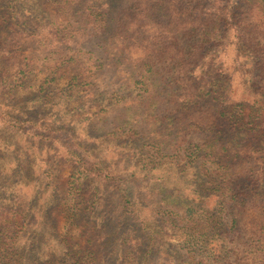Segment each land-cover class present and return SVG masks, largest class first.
I'll list each match as a JSON object with an SVG mask.
<instances>
[{
	"label": "trees",
	"instance_id": "1",
	"mask_svg": "<svg viewBox=\"0 0 264 264\" xmlns=\"http://www.w3.org/2000/svg\"><path fill=\"white\" fill-rule=\"evenodd\" d=\"M248 2L0 0V16L11 15L16 22L7 37H0V264H264V238L243 261L233 263L234 252L227 245L231 228L222 216L233 189L220 191L219 184L232 173L222 154L245 143L264 145V122H259L264 108L259 104L264 100V0ZM183 31L187 42L182 47ZM32 42L40 51L27 47ZM90 42L91 50L102 47L112 58V73L125 82L120 89L142 85L148 97H173L185 109L197 108L210 97L219 103L215 117L221 125L211 142H205L208 150L194 145L189 155L197 164L208 158L212 167L189 191L167 186L168 174L155 178L153 169L128 177L116 174L64 124L56 127L58 123H49L40 112L51 100L72 103L81 89L82 99L94 97L98 91L81 79L93 63L73 75L62 98L55 89L67 63L49 72L38 93L15 100L18 90L26 88L27 76L40 72L36 57L47 61L73 47L77 53L86 51ZM230 49L236 58L258 65L262 86L247 84L245 93L252 108L245 100L236 104L230 94L223 72ZM159 56L170 63L162 91L151 81L160 75L151 64ZM107 95L100 93L98 101L104 102ZM8 136H18L22 143L17 146ZM53 147L55 157L50 158L46 151ZM254 152L262 167L253 174L258 184L250 182L248 188L254 186L261 195L264 155ZM67 162L73 170L64 183L61 168ZM135 179L146 182L144 194ZM213 196L217 199L211 210L206 202ZM236 224L233 220L231 226ZM169 227L184 232L181 245L163 239ZM155 255L160 256L157 263Z\"/></svg>",
	"mask_w": 264,
	"mask_h": 264
},
{
	"label": "rangeland",
	"instance_id": "2",
	"mask_svg": "<svg viewBox=\"0 0 264 264\" xmlns=\"http://www.w3.org/2000/svg\"><path fill=\"white\" fill-rule=\"evenodd\" d=\"M239 1L241 4L250 3L248 0ZM26 13L22 15L26 16ZM11 17V15L0 16V37H7L9 30L16 28V22ZM183 33L180 37L182 47L187 42L186 32L183 31ZM91 45L92 42L88 43L85 45L88 50L78 53L73 51L74 47H70L72 51L65 52L66 55H51L47 61L36 57L40 72L27 76L26 88L18 90L15 100H27L38 93L49 72L54 71L56 65L67 63L60 72L64 76L55 89V95L62 98V90L68 87V82L73 75L83 71L89 63H93L92 70L88 71V67L83 71L81 79L82 82L88 84L87 87L94 89L95 92L98 91L94 93V97L87 96L82 99L84 91L81 89L74 95L75 99L73 98L72 103L51 100L42 104L43 107L39 108L40 112L47 115L49 123H58L56 127L64 124L66 130L76 137L92 156L102 160L116 174L128 177L131 173H139L140 170L145 173V169H153L152 174L155 178L168 174L170 178L167 177L164 182L167 186L176 190L189 191V187L192 188L198 180L204 179L202 175L207 168L212 167L208 158L201 159L197 164L189 159V155L194 145H200L203 151L208 150L205 142H211L213 132H216L221 125V121L215 117V112L220 109L219 103L210 97L200 101L197 108L185 109V104L173 97L160 96L158 97L160 100L148 97L149 94L143 90L142 85H135L132 89H120L125 82L123 78L112 73L110 69L112 58L108 59L105 49L98 46L97 49H93V54L90 53L93 51L89 48ZM27 47L32 51L41 49L35 42ZM228 56L223 72L230 84V94L237 102L236 104L245 100L251 107L252 99L246 95L247 84L256 89L262 86L257 77L258 65L244 57L236 58L234 49L229 50ZM151 62L155 66V71L158 70L160 73L159 76H152L151 81L159 91H162L163 87L160 84L165 83L168 78L166 75L170 63L160 56ZM144 69L147 67L144 66ZM214 73L211 72V74ZM114 92L117 94L112 96ZM100 93H109L104 102L98 101L97 95ZM142 95L145 96L142 97ZM123 97L128 99L127 103L126 101L121 102ZM259 104L264 105V100H261ZM80 105L84 108L83 111L77 108ZM262 111V118H259L260 123L264 122V108ZM250 112L251 110H248L247 115ZM8 139L17 146L18 143H22L18 136H14L13 139L8 136ZM260 147L245 143L241 147L229 149V155L222 154L224 165L232 169V173L225 174V180L222 179L219 184L221 185L220 191L233 189V192H228L227 204L222 215L225 218V226L231 228V231H228L230 233L227 245L234 252L233 263L243 261L250 248L261 243L260 239L264 238V192L260 195L255 191L254 186L252 189L248 188L250 182H256V178L253 177L255 170H260L262 167L258 163V155L253 153L256 149L260 156H263L264 150ZM218 149H221L220 145ZM46 154L50 158L55 157L54 147L49 148ZM15 155L17 157V154ZM70 164L67 162L61 168V181L64 183L69 180L73 170ZM141 164H145L146 168ZM145 183L137 180V185L143 189L140 191L141 194H144L146 190ZM216 199V196H213L207 202L205 201L206 206L212 210ZM233 220L237 221L235 227L231 226ZM183 233L181 230L169 227L165 229L163 239L171 246H179L184 238ZM96 250L100 251V247H96ZM99 256L102 257L101 252ZM153 258V263H157L160 256L155 255Z\"/></svg>",
	"mask_w": 264,
	"mask_h": 264
}]
</instances>
